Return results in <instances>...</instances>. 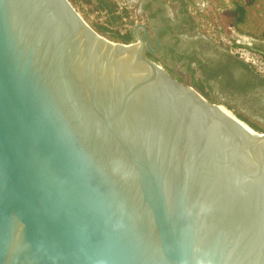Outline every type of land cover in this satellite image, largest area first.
I'll use <instances>...</instances> for the list:
<instances>
[{"label":"water","instance_id":"obj_1","mask_svg":"<svg viewBox=\"0 0 264 264\" xmlns=\"http://www.w3.org/2000/svg\"><path fill=\"white\" fill-rule=\"evenodd\" d=\"M71 0H0V264H264V132Z\"/></svg>","mask_w":264,"mask_h":264},{"label":"flooded vegetation","instance_id":"obj_2","mask_svg":"<svg viewBox=\"0 0 264 264\" xmlns=\"http://www.w3.org/2000/svg\"><path fill=\"white\" fill-rule=\"evenodd\" d=\"M151 1L157 8L149 13L146 24L153 48L156 34L160 44L154 52L146 47L145 54L208 100L223 103L247 121L264 122V73L206 34H197L194 16L188 11L190 0H172V7L162 0ZM253 44L264 54L263 40Z\"/></svg>","mask_w":264,"mask_h":264},{"label":"rangeland","instance_id":"obj_3","mask_svg":"<svg viewBox=\"0 0 264 264\" xmlns=\"http://www.w3.org/2000/svg\"><path fill=\"white\" fill-rule=\"evenodd\" d=\"M71 1L76 9L80 11L83 17L96 30L99 24H104L102 14L94 11L89 4L76 2L75 0ZM162 1L169 7H172V0ZM237 1L245 5V16L242 22L235 24L233 22L234 16L232 15V10ZM250 1L251 2L248 0H190L188 11L194 16L196 28L204 32L213 42L234 50L236 48L232 47V43L236 40L247 45H255L253 43L259 42L260 40L264 41V0ZM152 3L156 10L157 3ZM123 4L129 8L130 18H127L123 24L118 26L119 30L125 31L133 26L132 23L146 20L145 14L138 10V8H140L139 5L134 6L128 0H123ZM97 31L102 33L99 30ZM104 35L109 38L107 34ZM132 41H134V39ZM209 101L223 104L214 99ZM251 123L261 128L258 130L259 132H264V122L253 119Z\"/></svg>","mask_w":264,"mask_h":264},{"label":"trees","instance_id":"obj_4","mask_svg":"<svg viewBox=\"0 0 264 264\" xmlns=\"http://www.w3.org/2000/svg\"><path fill=\"white\" fill-rule=\"evenodd\" d=\"M76 2H84L89 4V6L97 12L103 13L104 15V24H99L98 29L104 34H107L109 38L115 41L130 42L134 39V34L132 29H127L121 31L118 29V26L124 23V18L129 16L128 9L122 8L119 9V4L117 0H75ZM251 2L250 0H248ZM247 3V2H246ZM232 15L234 16L233 22L235 24L242 22L245 16V5L242 2L237 1L232 10ZM235 45H241L239 43H234ZM247 45V44H246ZM251 49L258 50L255 45H247ZM237 115V114H236ZM242 120L241 116L237 115ZM255 130H260L261 128L255 124L247 121Z\"/></svg>","mask_w":264,"mask_h":264},{"label":"built area","instance_id":"obj_5","mask_svg":"<svg viewBox=\"0 0 264 264\" xmlns=\"http://www.w3.org/2000/svg\"><path fill=\"white\" fill-rule=\"evenodd\" d=\"M117 1L119 4V9L125 8V9H128L129 11V8L123 4V0H117ZM97 13H100V12H97ZM100 14H102L104 18L103 13H100ZM127 18H130V13L128 17L124 18V20H126ZM135 23L137 22H134L132 24H135ZM234 43H239L241 45H235ZM232 45H231L232 47L236 48L233 50L234 52H236V54H238L243 59H245L250 65L255 67L257 71L264 73V54L263 53L258 52L255 49L249 48L246 44L240 42L239 40H236L235 42H233ZM230 49L232 50V48Z\"/></svg>","mask_w":264,"mask_h":264},{"label":"crops","instance_id":"obj_6","mask_svg":"<svg viewBox=\"0 0 264 264\" xmlns=\"http://www.w3.org/2000/svg\"><path fill=\"white\" fill-rule=\"evenodd\" d=\"M131 4L134 6L139 5L140 8H138L139 12H142L145 14L146 18L149 15L150 12H155V8L153 6V3L151 0H128ZM150 1V2H149ZM155 3V2H154ZM156 4V3H155ZM141 10V11H140ZM143 23H147L146 20L142 21ZM123 24V23H122ZM128 29H132L128 28ZM127 30V29H126ZM195 31L197 34H205L202 32L199 28H195ZM207 36V35H206Z\"/></svg>","mask_w":264,"mask_h":264},{"label":"bare ground","instance_id":"obj_7","mask_svg":"<svg viewBox=\"0 0 264 264\" xmlns=\"http://www.w3.org/2000/svg\"><path fill=\"white\" fill-rule=\"evenodd\" d=\"M221 107L228 109L230 112H232L229 107H226L224 104H220ZM236 117H238L234 112H232ZM239 118V117H238ZM241 121H243L247 126H249L251 129H253L254 131L257 132V130H255V128H253L251 125L248 124V122L244 121V119L242 120L241 118H239Z\"/></svg>","mask_w":264,"mask_h":264}]
</instances>
